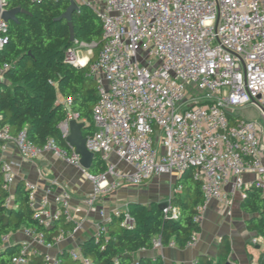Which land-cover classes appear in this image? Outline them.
<instances>
[{"label": "built area", "instance_id": "built-area-1", "mask_svg": "<svg viewBox=\"0 0 264 264\" xmlns=\"http://www.w3.org/2000/svg\"><path fill=\"white\" fill-rule=\"evenodd\" d=\"M75 1L89 6L99 17L104 40L86 72L95 81L98 100L93 108L94 131L85 138L88 150L99 155L106 168L97 175L87 173L94 187L86 205H95L101 196L119 187L140 186L157 175L177 178L190 167L204 197L203 205L197 207L200 214L194 217L196 221L211 199L231 204L224 190L227 183L243 195L250 187L264 191L260 157L264 114L261 112L258 121L234 113L243 106H256L254 101L264 107V0ZM7 3L0 0V50L9 40V23L1 18ZM80 48L86 49V54L92 51L89 45L76 43L67 48L65 61L77 67L88 63V55L78 54ZM231 113L236 116L233 123L229 122ZM73 119L79 117L71 111L59 124L64 137ZM9 143L27 159L52 150L84 170L75 150L58 148L53 140L39 147L24 130L13 135L7 125H0V151ZM112 155L117 160L112 161ZM119 162L129 168L119 170ZM0 171L3 186L10 192L5 205L11 207V167L3 164ZM246 173L254 175L250 182L244 180ZM28 189L33 217L41 224L51 227L64 218L74 225L59 228L50 240L43 232L23 228L25 238L9 264H30L40 254L41 264H59L58 253L51 251L81 229L82 219L71 215V194L66 188L53 195V207L49 190L37 200L35 186ZM172 195L173 187L163 212L176 219L179 209L170 205ZM98 212L96 239L114 217L123 216L122 226H134L126 207L100 208ZM11 235L1 237L0 247L11 243ZM196 236L186 246L194 245ZM261 239L253 238L252 243ZM151 243V249L163 247L158 237ZM69 255L81 264H95L80 250L70 249ZM196 263L195 259L191 264Z\"/></svg>", "mask_w": 264, "mask_h": 264}, {"label": "trees", "instance_id": "trees-1", "mask_svg": "<svg viewBox=\"0 0 264 264\" xmlns=\"http://www.w3.org/2000/svg\"><path fill=\"white\" fill-rule=\"evenodd\" d=\"M69 6V0H8L6 8L20 7L17 22L9 23V40L0 50V125H7L11 134L24 130L27 138L42 147L53 140L56 147L71 150L59 124L66 117L65 102L70 99L72 112L85 121L84 137L94 131L93 108L97 103L95 81L87 76L89 64L103 43L102 24L96 13L84 4L72 15L74 41L66 20H57ZM85 43L92 50L88 63L77 67L65 61L68 47ZM63 99V101L60 100ZM229 122L235 120L229 114ZM105 163L95 154L90 174L105 171ZM0 171V243L1 237L23 228L43 232L47 240L57 234L59 228L71 229L72 221L57 220L45 227L33 217L29 205V189L18 183L12 193L11 207L5 205L10 192L4 188ZM178 186L181 189H178ZM204 197L200 182L193 177V168L185 169L175 180L170 205L178 207L176 219L163 212L158 202L131 201L126 209L134 220L133 228L121 225L123 216L114 217L105 233L98 239L94 235L79 244L80 254L95 264H164L161 256L141 255L140 250L152 248L151 240L158 237L162 246L173 241L183 249L201 225L194 217L200 214L198 206ZM242 210L250 215L246 221L249 229L264 239V191L246 188L241 201ZM9 210V211H8ZM230 241L223 236L213 260L205 254L196 257V264H226L230 260ZM19 252L18 244L0 247V264H9ZM59 264H81L73 260L68 249L58 252ZM42 255L30 264H41ZM183 264V263H172Z\"/></svg>", "mask_w": 264, "mask_h": 264}, {"label": "crops", "instance_id": "crops-1", "mask_svg": "<svg viewBox=\"0 0 264 264\" xmlns=\"http://www.w3.org/2000/svg\"><path fill=\"white\" fill-rule=\"evenodd\" d=\"M63 101L62 98H60ZM66 115L71 112L69 104L65 103ZM77 124L84 123V120L73 119ZM70 123V122H69ZM84 127L81 129L84 135ZM71 134L69 124V134ZM69 144V143H68ZM70 146V144H69ZM264 146V134H263ZM74 150L73 147L70 146ZM261 163L264 165V147L261 153ZM111 160H117L115 155ZM3 164H9L14 177L10 185V191L13 193L17 187L16 182L22 183L25 188L29 185L35 186V197L37 200L47 191H50L49 200L53 207V195L61 188H66L71 194L70 213L76 219H82L81 229L73 237L67 238L51 252L57 254L62 249H72L79 251V244L86 238L92 236L100 220L98 210L104 208L107 210L113 207H126L131 201L149 203L156 201L161 203L167 201V198H159V195H148L146 189L138 188L140 186H122L108 195L101 196L95 205L87 206L85 200L92 194L94 183L88 178V169H82L68 163L65 159L57 155L52 150L42 151L38 157L27 159L18 150L13 143H9L4 151H0V167ZM129 167L123 163H118L119 170H125ZM100 173H94L97 175ZM167 175V174H161ZM155 176L149 184L152 187L155 182L161 181L159 176ZM157 178V179H156ZM254 178L252 173H246L244 180L250 182ZM159 180V181H158ZM176 180V179H175ZM174 180V183H175ZM163 181V179H162ZM148 183V180L144 184ZM165 192L170 193L174 185ZM158 185L155 184V187ZM167 187V186H166ZM143 189V190H142ZM224 190L232 199L231 204H225L218 200L211 199L203 207L200 215L201 230L197 233L196 242L192 246H186L183 249L174 246H163L159 249H149L140 252L141 255L150 257L161 256L164 264L183 263L191 264L199 254H205L211 259L216 258L217 246L223 236H227L230 241L229 258L237 264H264V239L257 235L255 231L249 229L246 225L250 217L241 208L243 192L234 189L232 183H227ZM167 193L165 195H167ZM261 237L256 243L252 239ZM25 238L24 230L20 229L11 235L12 245L18 244Z\"/></svg>", "mask_w": 264, "mask_h": 264}, {"label": "water", "instance_id": "water-1", "mask_svg": "<svg viewBox=\"0 0 264 264\" xmlns=\"http://www.w3.org/2000/svg\"><path fill=\"white\" fill-rule=\"evenodd\" d=\"M80 8V4H78L75 0H69V6L67 9L60 15L57 20H66L67 25L70 31V42L74 41V26L72 22V15L74 12L78 11ZM23 11L20 7L13 8H5L1 12V18H3L7 22H17V14ZM259 110L264 114V107L259 105L256 101L253 102ZM70 129L71 134L66 137L67 142L71 147L74 148L75 152L80 155V164L84 169H89L94 160L93 152L89 151L86 147V138L81 132V129L85 127L84 123L77 124L75 120L70 121ZM177 179V178H176ZM18 182H16V185ZM159 207L164 209L168 206V202L158 203ZM9 211V210H8ZM229 264V263H226Z\"/></svg>", "mask_w": 264, "mask_h": 264}, {"label": "rangeland", "instance_id": "rangeland-1", "mask_svg": "<svg viewBox=\"0 0 264 264\" xmlns=\"http://www.w3.org/2000/svg\"><path fill=\"white\" fill-rule=\"evenodd\" d=\"M78 54L80 56L86 54V49L80 48L79 51H78ZM86 55H88V57L90 58V56L92 55V51H91V53L89 52V54H86ZM234 113L237 116L244 117V118H246L248 120H258V121H261V111L259 110L258 107L254 106V105H247V106H243V107L237 108L234 111ZM154 177H152L151 179H149L148 180V183H146V184L143 183L138 188H141L142 187L143 189L148 190V191H146L148 195H155L156 194V195H159L160 196L159 197L160 199L161 198H163V199L164 198H167L168 199L169 196H170V193L165 192V189L167 188V189L170 190V187L172 186V183H174V180L176 178L174 177V175H171V174L161 175V176H159V178L161 179V181L158 180L159 182H155L153 180L152 183H154V184L152 185V187L149 188V184H150L149 181H151ZM162 179H163V181H162ZM155 184H157L158 186L155 187ZM166 193H167V195H165ZM162 202H166V201L164 200Z\"/></svg>", "mask_w": 264, "mask_h": 264}]
</instances>
